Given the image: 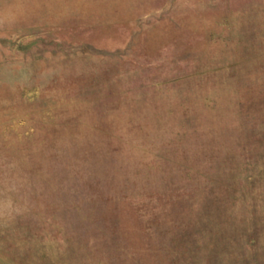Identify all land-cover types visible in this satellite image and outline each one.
<instances>
[{"label": "rangeland", "instance_id": "1", "mask_svg": "<svg viewBox=\"0 0 264 264\" xmlns=\"http://www.w3.org/2000/svg\"><path fill=\"white\" fill-rule=\"evenodd\" d=\"M0 264H264V0H0Z\"/></svg>", "mask_w": 264, "mask_h": 264}]
</instances>
